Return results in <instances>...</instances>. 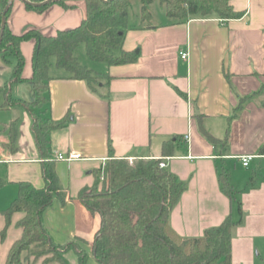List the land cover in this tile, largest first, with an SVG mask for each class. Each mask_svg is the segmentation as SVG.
Here are the masks:
<instances>
[{"label":"crops","instance_id":"crops-1","mask_svg":"<svg viewBox=\"0 0 264 264\" xmlns=\"http://www.w3.org/2000/svg\"><path fill=\"white\" fill-rule=\"evenodd\" d=\"M231 2L244 12L241 17L176 21L166 15L155 22L152 14L150 21L140 15L132 23L129 14L123 48L135 51L137 59L94 69L108 73L95 90L67 70L55 66L51 72L50 66L48 100L41 107L7 104L9 94L34 100L30 78L35 40L22 43L25 80L12 81L16 59L5 62L0 54V86H8L0 93V233L6 224L3 210L18 195L19 182L45 186L44 158L32 131L35 114L66 119L50 132L51 155L66 199L56 198L43 212L44 225L58 244L74 241L93 255L101 218L79 193L95 182L112 147L118 158L162 157L184 181L186 187L170 211V223L180 235L201 236L231 215L238 222L232 228V264H264V0ZM85 17V0H65V5L51 1L42 11L14 0L8 24L16 34L35 28L55 35ZM182 50L188 51L187 58ZM15 118L13 150L9 130ZM201 124L219 141H211ZM167 141L173 153L164 156ZM59 153L79 157L57 159ZM245 154L255 155L248 166L241 159ZM222 172L236 196L222 188ZM23 215H12L5 237L0 234L1 249L10 236V246L21 237L18 221ZM77 252L75 247L65 251L71 264H80ZM7 255L0 257V264Z\"/></svg>","mask_w":264,"mask_h":264},{"label":"trees","instance_id":"trees-1","mask_svg":"<svg viewBox=\"0 0 264 264\" xmlns=\"http://www.w3.org/2000/svg\"><path fill=\"white\" fill-rule=\"evenodd\" d=\"M26 0L28 9L44 10L49 3L35 5ZM65 5V0H57ZM86 17L73 28L59 30L55 35H45L39 29L16 34L8 24L12 5L6 12V24L0 39V54L5 62L14 57L16 62L12 81L23 77L26 58L22 51L25 40L34 39L32 55L33 73L30 78L34 100L15 99L8 95V105L21 104L28 109L43 106L49 90L51 58L56 66L70 73L71 78L84 79L92 89L101 85L107 72H99L82 64L75 54L80 43H85L88 56L108 65L132 62L137 59L135 51L123 48L132 0H85ZM154 0H141V17L150 21V4ZM167 15L184 21L190 17L216 16L220 19L238 18L243 11L236 10L231 0H159ZM9 0H0V31L3 9ZM264 88V83L262 85ZM8 86H0L6 93ZM240 106V105H239ZM238 106V108H239ZM237 109V108H236ZM237 113V110L236 112ZM17 118L10 123L9 146L16 149ZM65 118L44 119L34 114L32 131L40 155L44 158L42 175L45 186L36 187L32 182H19L18 195L3 210L6 218L1 237L15 212L24 215L18 221L22 235L15 240L4 264H71L65 251L78 249L79 263L84 264L86 252L74 241L58 244L48 232L43 221L44 210L54 200L65 201L66 188L56 171L51 155L50 132L64 126ZM203 133L213 142L212 136L201 124ZM163 155H171L170 142L164 143ZM261 151H264L262 148ZM162 157H142L130 162L118 158L110 148V158L91 186L83 188L79 198L92 212H97L101 224L95 234L92 253L100 264H232V228L238 223L228 215L220 224L208 227L201 236H182L170 223V211L178 202L186 185L167 167H161ZM222 188L230 195L235 192L225 172L220 173ZM2 181H0V186Z\"/></svg>","mask_w":264,"mask_h":264},{"label":"rangeland","instance_id":"rangeland-1","mask_svg":"<svg viewBox=\"0 0 264 264\" xmlns=\"http://www.w3.org/2000/svg\"><path fill=\"white\" fill-rule=\"evenodd\" d=\"M150 11L152 12V14L154 15V19L155 22H161L164 21L167 14H165V7L160 3L159 0H154L150 6ZM141 15V0H132V4L130 7V22H134L137 19L140 18ZM75 54L77 55V57L79 58L80 62L82 64H85L93 69H101L100 67L103 66L104 63L92 60L86 51V46L85 43H80L76 49H75ZM55 57L51 58V72L53 70V68H55ZM57 68V67H56ZM60 70H65L60 68ZM31 81V80H30ZM32 86V83H31ZM237 192L233 193V197L236 196ZM1 234V233H0ZM12 243V238L11 236L9 237V240L7 241V243L5 244L4 247H0V257H2L4 254L6 255V253L8 254L10 248H8L10 246V244ZM11 247V246H10ZM86 252V259L84 264H90V260L93 261L94 264H100L99 261L93 256L91 255V253H89L88 251ZM27 264V263H25Z\"/></svg>","mask_w":264,"mask_h":264},{"label":"built area","instance_id":"built-area-1","mask_svg":"<svg viewBox=\"0 0 264 264\" xmlns=\"http://www.w3.org/2000/svg\"><path fill=\"white\" fill-rule=\"evenodd\" d=\"M180 53H181V56L183 58H187L188 57V51L182 50ZM185 137H186V139H188L189 138V135L187 134ZM254 156L255 155H253V154H245V155H242L241 156V159H242L243 165L244 166H248L249 163H250V161H251V159ZM77 157H79V154H77V153H69V154L59 153L56 156L57 159H63V160H73V159H76ZM136 159H137L136 157H129L130 162H133ZM105 165H106V162H103L102 169H101V173H100V178L101 179H104V177H105V174H104ZM166 165H167V163L164 160H161L160 166L161 167H166Z\"/></svg>","mask_w":264,"mask_h":264},{"label":"water","instance_id":"water-1","mask_svg":"<svg viewBox=\"0 0 264 264\" xmlns=\"http://www.w3.org/2000/svg\"><path fill=\"white\" fill-rule=\"evenodd\" d=\"M14 0H9L8 4L5 6V8L3 9V16H2V24H1V31H0V39L1 36L4 32V28H5V24H6V12L9 9V7L12 5ZM26 1V0H24ZM51 1H56V0H42V1H30V3L35 4V5H43V4H47Z\"/></svg>","mask_w":264,"mask_h":264}]
</instances>
